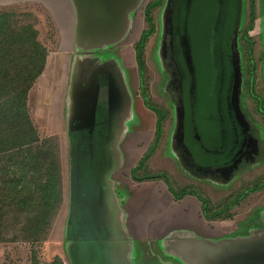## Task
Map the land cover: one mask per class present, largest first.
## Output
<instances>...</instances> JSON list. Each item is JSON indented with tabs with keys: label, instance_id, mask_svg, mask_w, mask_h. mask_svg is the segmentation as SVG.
I'll return each mask as SVG.
<instances>
[{
	"label": "rangeland",
	"instance_id": "1",
	"mask_svg": "<svg viewBox=\"0 0 264 264\" xmlns=\"http://www.w3.org/2000/svg\"><path fill=\"white\" fill-rule=\"evenodd\" d=\"M149 1L139 0L136 7L128 11L125 30L119 38L87 45L77 37L76 15L70 0H0V11H12L16 24H36L38 38L49 50L45 69L34 81V97L29 103V110L40 138L37 143L40 145L47 140L44 157L53 159L57 164L61 185L58 210L41 240L33 243L0 242V264H57L58 261L62 264H86L81 260H71L70 257L72 247L67 239V223L72 212V194L76 198L81 194L84 207L81 205L79 209L74 208L75 213H81L71 217V235L82 239H99L103 233L104 236L106 234L110 240L109 264H223L231 256L229 248L232 245L249 239L260 240L264 236L261 229L264 226V189L250 192L226 214H221L214 220L207 219L210 213L218 210L227 200L240 194L241 189L248 191L249 186L245 185L250 184L258 175L262 174L260 180L264 182V119L251 111L250 117L255 123L252 129L255 138L251 139V154L246 156L243 166L230 175L228 168L210 166L216 153L209 149L217 145L219 134L215 104L216 67L213 66L214 55L210 42L212 32L219 28L216 23L218 0H193L189 12L184 15L187 20L185 35L189 41L196 74L193 103L187 92V78L184 82V108L180 99V106L175 105L178 88L175 67L178 60L171 48V26L167 33L168 24L172 21V14L168 11L166 13L170 0H163L162 5L152 13V16L155 15L156 29L148 32L143 49L144 68L143 71L141 68L137 71L135 43L147 27L143 10ZM246 3L248 0H245V5ZM260 6L257 7L258 12L262 8ZM263 12L264 10L262 14ZM166 17L168 21L165 23ZM252 18L254 21L251 26L254 31L249 34L256 37L257 26L261 21L257 16ZM174 22L178 24V41L183 24L176 14ZM263 23L264 19L262 25ZM255 51L258 54L259 47L256 46ZM100 57H110L113 60L112 65L120 72L118 75L113 74L115 84L125 94L127 91L129 93L126 94V104L113 123L118 129L116 136L114 135L115 143L109 147L118 163L112 172L101 177L103 140L95 133L94 143L97 148L90 147L83 152V156L79 158L78 171L71 177L73 163L68 127L72 126L71 131H85L76 128L83 124V120L74 117L71 111V76L81 65L97 63L101 60ZM86 69L81 68L83 74L88 72ZM143 80L147 100L162 111L167 112L169 108L171 112L163 122L160 139L151 146V155L144 164L145 168L133 169L150 146L157 128L155 111L142 103L144 96L140 84L142 86ZM238 115H242L244 119L240 111ZM102 117L103 111L98 114L99 119ZM85 133L87 137L90 134ZM89 137L91 138V134ZM197 138L200 139L201 146L196 147L199 148L197 151H190V147L196 146ZM254 159L256 160L251 161ZM5 160L4 158L3 162ZM246 161L249 162L245 163ZM9 166L13 169L19 165L11 163ZM8 175L11 176L10 173ZM147 179L162 181L170 197L175 200L178 199L173 193L190 192L185 197L192 196L198 200L199 213L195 214V207L189 202L181 215L168 210L166 215H162L156 213L155 209L152 211L145 208L151 207L150 201H147L141 211H149L155 217L150 230L148 226L146 232L165 228L166 237L158 240H126L120 236H130L132 228H128L127 221L133 218L135 227V220L141 218L138 217L140 212L137 209L147 200H143L147 196V190L134 194L129 181L135 183ZM101 183L109 191L105 225L99 209ZM168 184L172 190L168 188ZM140 198L139 203L133 202ZM206 204L209 208H206ZM144 220L141 218L140 221ZM148 221L150 222L149 219Z\"/></svg>",
	"mask_w": 264,
	"mask_h": 264
},
{
	"label": "trees",
	"instance_id": "2",
	"mask_svg": "<svg viewBox=\"0 0 264 264\" xmlns=\"http://www.w3.org/2000/svg\"><path fill=\"white\" fill-rule=\"evenodd\" d=\"M161 4L162 0H150L144 6V20L147 21V27L135 43V60L141 71L144 68L145 41L149 35L148 32L154 29L152 12ZM48 52L47 47L38 38L36 24L29 22L16 24L13 21L12 11H0V162L2 161L0 165V242L33 243L41 240L60 204L59 168L53 159L44 157L47 140L42 141L43 143L41 142L40 145L37 143L40 138L27 102L34 81L45 69ZM141 88L144 103L156 113L157 128L154 130V138L150 146L133 169L145 168L144 164L151 155V146L160 139L161 127L169 115L168 111H162L147 100L144 80ZM95 133L102 137L101 133ZM94 134L90 138L89 135L87 137L85 131H69L73 163L71 177H74L75 172L78 171L79 158L83 156V152L90 147L97 148L94 143L96 142ZM218 148L224 152L223 147L218 146ZM91 151L93 152V150ZM86 153L89 155L88 152ZM4 158L6 160L3 162ZM11 163L19 166L12 169L9 166ZM9 173L11 176L8 175ZM145 177L147 178V176ZM260 181L258 175L250 184L245 185L249 186L248 191L241 189L240 194L227 200L218 210L210 213L207 219L214 220L221 214H226L250 192L263 190L264 182L261 181L260 185ZM168 188H171L170 184H168ZM181 192L173 193L174 197L179 200L190 193ZM78 197L76 198V195L72 194L71 217L81 213L74 212V208L79 209L83 205L81 194ZM76 202L78 204L74 205ZM206 208H209L208 204H206ZM210 209L214 210L211 207ZM71 217L67 223V239H82L71 235L73 224L70 223ZM261 229L264 231V226ZM102 237L104 238V233ZM57 264H62V262L58 261Z\"/></svg>",
	"mask_w": 264,
	"mask_h": 264
},
{
	"label": "flooded vegetation",
	"instance_id": "3",
	"mask_svg": "<svg viewBox=\"0 0 264 264\" xmlns=\"http://www.w3.org/2000/svg\"><path fill=\"white\" fill-rule=\"evenodd\" d=\"M192 2L193 0H170L169 8L166 10V13L168 11V13L172 14V21L168 24L167 33L171 26V48L175 53L174 57L178 60V64L175 67L178 86L175 105L178 107V100L180 99L183 108L185 106L183 100L185 99L184 82L186 78L189 88V90L187 88V92L188 96L192 97V103L194 102L193 99H195L196 91V74L192 62L189 41L187 35H185L187 31V20L184 18V15L191 8ZM259 5H261L260 8L262 7L260 12L257 9ZM216 7V23H218L219 28L212 32L210 42L213 47V66L216 67L215 94L217 100L215 104L218 112L219 134L216 140L217 145L209 149V151L216 153L210 166L211 168H228L230 169L228 173L230 175V173L232 174L234 171L240 169L243 166L242 162H244L246 156L251 154V139L255 134L252 129L255 123L251 119L249 111L264 119V25H262L264 19V12L262 14L264 0H248L246 5L245 0H218ZM175 14L183 24V31L178 35V41L176 34V26L178 24L174 22ZM254 16L259 17L261 21L257 26L258 35L256 37L249 34L254 31V27L251 26L252 21H254L252 17ZM154 19L155 15L153 14V21ZM166 20L168 21L167 17L165 23ZM155 24L156 21H154V31L156 29ZM256 46L259 47L258 54L255 51ZM100 58L101 60L97 63H87L80 67L82 69L87 68L86 70L89 73L93 70H97L98 72L99 99L96 107L95 126L90 134L93 135L95 132H99L103 140L107 126L108 86L110 81L116 82L113 74L118 75L120 72L113 66V60L110 57ZM80 67L78 72L81 73L82 79H86L89 73L86 71L83 74ZM117 90L122 94V98L126 100V94H129L128 91L125 94L118 87ZM142 103L145 105L144 100ZM185 104L187 105V103ZM237 110L241 114L243 113L244 119L242 115H238ZM102 111L104 112V117L99 119L98 114H101ZM168 112L169 114L171 112L169 108ZM85 131L88 132L86 129ZM198 145L200 147L201 142L197 138L196 146H189L190 149L189 147L188 149L190 151L192 149L193 151H197L199 149L196 148ZM218 146L223 147L224 152H221ZM239 161L241 162L239 163ZM247 162L249 161L245 163ZM261 175H259V179H261ZM261 238L264 240V236ZM260 246L264 247V242L263 244L257 245L258 249L255 248L252 251V249L247 248L243 254L241 252L240 255L233 257L231 264H264V250L260 251Z\"/></svg>",
	"mask_w": 264,
	"mask_h": 264
},
{
	"label": "water",
	"instance_id": "4",
	"mask_svg": "<svg viewBox=\"0 0 264 264\" xmlns=\"http://www.w3.org/2000/svg\"><path fill=\"white\" fill-rule=\"evenodd\" d=\"M139 0H70L76 15L77 37L87 45L101 42H110L120 37L125 30L126 14L136 7ZM79 70L72 74L69 95L70 105L73 116L82 118L83 124L77 129H86L92 132L96 120V107L99 99L98 72L93 70L87 75L86 79L81 78ZM126 104L122 94L117 90L113 81L108 86V109H107V128L101 145L102 168L101 177L108 175L116 167L118 160L110 145H114L115 132L118 129L114 121L118 118L121 108ZM72 130V126L68 131ZM115 135V136H114ZM112 145V146H113ZM99 209L102 223L106 224L108 216L107 200L109 191L105 190L102 183L99 187ZM122 238V235L120 236ZM264 240H246L235 243L229 248V254L223 264H231L232 258L244 253L247 248L252 251L257 245L263 244ZM72 251L71 260H81L86 264H109L110 240L106 236L102 239H76L70 240ZM259 247V246H258ZM70 248V247H69ZM261 250L264 247L260 246ZM227 249V248H226Z\"/></svg>",
	"mask_w": 264,
	"mask_h": 264
},
{
	"label": "crops",
	"instance_id": "5",
	"mask_svg": "<svg viewBox=\"0 0 264 264\" xmlns=\"http://www.w3.org/2000/svg\"><path fill=\"white\" fill-rule=\"evenodd\" d=\"M34 91V84L32 86V88L29 91L28 94V108H30L29 103L32 102L34 94L32 95ZM137 144H135L136 146ZM157 180H143V181H138V182H130V184L132 185L133 189V193L135 194L136 192H143L147 190V196H145L143 198V200L145 198H147V200L137 209L138 212H140L138 214V217L145 219L143 222H141V218L139 220H135V227H133L134 221L133 218L129 219L127 221L128 224V228H132V231L130 232V236H125L122 237L126 240H135V239H164L167 234L166 229L164 228L163 230H154L152 232H146L149 226V230H150V224L152 221H154V214H151L149 211L143 212L141 211L142 208L147 205V201H150V208H148L147 206L145 208H147L148 210H152L155 209L156 213L158 214H162V215H166L167 214V210L172 211L173 213L176 212L177 214H182L183 209L186 208L187 203L190 202L191 205H193L195 208V210L193 209V211L195 212V214L199 213V208H200V203L198 202V200L192 196H184L179 200H175L172 199L168 193L167 187L166 185L162 182V181H158ZM142 198H140L138 201H133L134 203H139V201ZM142 200V201H143ZM128 203V202H127ZM163 210H166V212H163ZM57 212V211H56ZM149 213V215L147 216V214ZM175 213V214H176ZM54 218V217H53ZM148 219L150 220V222L148 221ZM148 221V222H147ZM205 222V221H204Z\"/></svg>",
	"mask_w": 264,
	"mask_h": 264
}]
</instances>
